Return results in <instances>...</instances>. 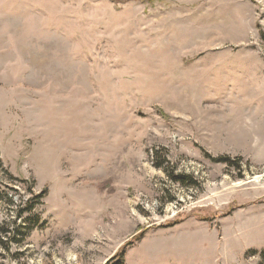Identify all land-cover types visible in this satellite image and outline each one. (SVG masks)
<instances>
[{
	"label": "rangeland",
	"instance_id": "374dc122",
	"mask_svg": "<svg viewBox=\"0 0 264 264\" xmlns=\"http://www.w3.org/2000/svg\"><path fill=\"white\" fill-rule=\"evenodd\" d=\"M263 252L264 0H0V264Z\"/></svg>",
	"mask_w": 264,
	"mask_h": 264
},
{
	"label": "trees",
	"instance_id": "16d2710c",
	"mask_svg": "<svg viewBox=\"0 0 264 264\" xmlns=\"http://www.w3.org/2000/svg\"><path fill=\"white\" fill-rule=\"evenodd\" d=\"M230 160V158H228V157H226V158H218V159H216V161H229ZM235 164V163H234ZM236 165H240L239 163H237ZM40 197H42L41 195H39V196H37L36 198H40ZM26 206H25V208L24 209H22V211H20V213H19V217H23V215L25 214V213H32L33 212V209H34V204H32L31 202H26ZM35 219V221H32L31 220V223L33 222L35 225H38L39 223H40V220H38L37 218H34ZM28 221L30 220L29 218L27 219ZM22 227H27L28 228V226L25 224L24 226H22ZM30 227V226H29ZM263 256H264V252H263ZM114 264H124V260L123 259H121V260H119V261H117L116 263H114Z\"/></svg>",
	"mask_w": 264,
	"mask_h": 264
}]
</instances>
